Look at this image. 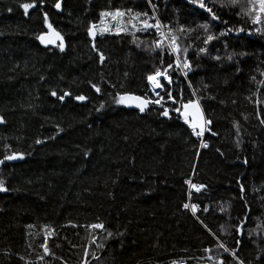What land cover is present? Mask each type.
<instances>
[{"label":"trees","instance_id":"1","mask_svg":"<svg viewBox=\"0 0 264 264\" xmlns=\"http://www.w3.org/2000/svg\"><path fill=\"white\" fill-rule=\"evenodd\" d=\"M24 2L30 0H0V159L23 154L0 167L7 189L0 191V264H167L179 258L236 264L220 243L244 264H264V103H257L264 102V22L253 24L245 15L250 0L235 6L223 0V7L216 0L220 19L207 32L200 25L208 14L187 0H152L161 22L188 48L191 71L184 69V77L170 69L169 87L174 96L182 90L185 101L197 99L211 121L205 149L178 114L170 112L169 119L159 105L141 113L114 101L118 93L157 98L146 79L161 67L151 32L129 34L125 15L120 26L129 31L117 35V22L100 16L118 8L151 16L145 0H61L60 11L46 0L43 12L63 37L64 51L41 45L43 12L25 16ZM90 23L103 64L92 50ZM105 25L111 31L101 34ZM180 26L187 31H176ZM209 34L216 38L204 45ZM171 59L164 55L163 64ZM53 90L72 96L61 102ZM81 94L84 103L73 98ZM186 181L205 187L197 192ZM184 203L199 206L196 216L207 229ZM245 213L237 249L231 225ZM97 223L104 228L90 227ZM45 236L53 255L41 261Z\"/></svg>","mask_w":264,"mask_h":264},{"label":"snow or ice","instance_id":"2","mask_svg":"<svg viewBox=\"0 0 264 264\" xmlns=\"http://www.w3.org/2000/svg\"><path fill=\"white\" fill-rule=\"evenodd\" d=\"M187 2L189 5L196 6L198 9H201L208 14L209 20L203 23L202 25H200V27H202L206 32L209 28V24L212 21H217L220 19L218 12L214 10L216 7V0H187ZM45 3H46V0H30V2L20 3L19 7L23 10L24 15L27 16L30 10L39 9L40 11L43 12V6L45 5ZM227 3L229 6H235L239 3V0H227ZM250 4L251 6L249 7L245 15H248L250 17L253 24H261L262 22H264V0H250ZM148 5L152 8L155 7V5L152 4V0H148ZM51 6L54 7L57 11H60L62 7L61 0H54V3ZM220 6L221 7L225 6L223 3V0H221ZM9 11H11V9H9ZM241 11H243V8H241ZM125 15H128L130 17V19L127 21V24L131 25V29L133 30V33H129V34L134 35V31L148 32L152 29H155V32L160 35L162 39L154 41L152 51H156L157 49H159L161 67L157 68L153 73L148 74L146 77L149 85L151 86L153 93L157 97L156 99H151L148 96H138V95L130 94V93H123V94L118 93L116 97L114 98L115 103L119 105L134 106L135 108L139 109L141 113L145 111V109L148 107L149 104L159 105L163 109L159 113L161 116L171 119L170 112H174L178 114V118H182L183 122L191 129V134L196 137H201L204 134L205 130L208 129V125L211 124V121L205 118L199 101L197 99H188L187 101H185L183 99L182 90L176 96H174L169 87L172 84V74L169 73L170 69L172 70L180 69L181 71H183L184 69H187L191 71V64L187 58L188 48H181L180 43H179V37L173 34V30L169 29L167 33L162 31V29L166 26L162 25L161 22L158 19H155L154 16H149V13L146 11L145 12H138V11L134 12L133 9L131 8L124 11L118 8L114 12L113 11H102L100 13V16L102 18L111 17L113 21L117 22L116 23V34L117 35H119L121 32L129 31L127 25H125L124 27L120 26L121 22L119 18H122ZM237 15L239 16L240 12H238ZM142 17H148V18L143 19ZM153 19L155 20V22L150 23V20H153ZM133 21H137L139 23V27H137V23H133ZM43 22H44V25L49 30V32L51 33V36L54 37V39L49 38L48 33H43V32L40 35H38L36 38L39 40V42L42 45H45V46L49 44H54L56 40H59L60 43L58 44V47L60 51H64L65 44L63 41V37L60 35L59 32H57L53 28L52 24L49 22V17H48L47 12H43ZM224 23H227V22L224 21ZM95 28H96V25L94 23H90V26L87 28V34L89 37L93 38V42L91 45L92 50L96 52L99 62L103 64L106 57L104 53L96 47V44L94 42V39L96 36V32L94 30ZM109 31H111V29L107 25H105L104 27L100 29L101 34L105 32H109ZM176 31L183 32V31H187V29H185L183 26H180L178 29H176ZM228 31H232V29H228ZM236 31L242 32L244 31V29L239 28V29H236ZM255 31L261 32V29L256 28ZM224 34L226 33H221V35H224ZM215 38L216 37L209 34L207 35L206 39L203 40V44L208 45L209 42ZM165 39H167L168 41L166 48L164 46ZM139 46L140 45L137 44V47ZM206 51H207L206 47L199 48L200 53H205ZM182 53L184 54L183 57L181 55ZM164 55H167L170 58H173L171 59V62H169L166 66L163 64ZM214 59L219 60L220 57L217 56V57H214ZM228 59H231V56H229ZM237 71H239V69H237ZM184 75L186 77L187 72H184ZM261 75H264V72H262ZM41 79H43V77H41ZM252 79H255V77H253ZM89 83L91 84V87L95 89L97 93L100 92L101 89L97 84H94L91 82ZM259 83L264 85V80H261ZM189 87H191V82H189ZM157 90L164 91L165 95H161L160 92ZM50 95L53 97H56L61 102L65 100V97L72 96V94L68 91H64L61 95L58 96L55 90L51 91ZM165 96H166V99H165ZM193 96H195V92H193ZM73 98L76 101H81V102L88 99L83 94L76 95ZM167 101H171V105H172L171 109H169L168 107H165V103ZM233 103H235V101H233ZM257 103H264V102L257 101ZM102 107L103 105H101V108ZM258 115H259V110H258ZM0 123H4L3 117H0ZM261 123L264 124V119L261 120ZM212 134L216 135V133L214 132ZM35 142L37 144L42 143V141L39 139H37ZM8 147L10 146L5 145V148H8ZM201 147L207 148L208 145L206 143L201 142ZM85 155H87V152L85 153ZM18 158L22 159L23 154L13 152L10 155H4L3 159H0V164H3L5 161H12ZM185 183H188L190 188L195 189L197 192H199L201 188L205 187L202 184H194V183H190L189 181H186ZM241 190H243V186H241ZM0 191H7V189L4 187L3 180H0ZM190 196H191V193H189V197ZM182 206L186 210L190 209L191 213L193 214L194 217H196L197 221L205 229H207V225H205L204 222L200 220L198 216H196V213L199 207L197 204L184 203ZM203 211L208 212L209 211L208 207L205 206L203 208ZM221 211H223V209H221ZM246 221H247V213H245V217L243 219L239 220L235 225H231V229L237 237L235 239V244H236L237 249L239 248V245L241 242L238 237L244 234L243 226L246 223ZM28 227H32V226L29 225ZM90 227L94 229H103L104 225L101 223H97V224L91 225ZM208 231L210 232L211 230L208 229ZM225 231H227V229H225ZM254 231L256 230L253 229L252 231L248 233V235L251 236L252 232ZM111 235L112 234L109 233V236ZM40 247L43 249V255L38 257L39 260L43 261L45 256L53 255V253H51V250L47 246V236H45V242L42 243ZM98 247L102 248L103 244L98 245ZM218 247L222 249L224 253H230L233 259L236 261V264H244V261L240 260L239 257L236 256L235 250L229 249L224 243H220ZM204 251L210 252L211 249L205 248ZM85 254L87 255V251ZM21 259L23 258L21 257ZM208 259H212V257L209 256ZM260 259H261L260 256L256 257V260L258 262L260 261ZM85 264H87L86 261H85ZM172 264H177V262L173 261ZM218 264H225V262L223 259H219Z\"/></svg>","mask_w":264,"mask_h":264},{"label":"built area","instance_id":"3","mask_svg":"<svg viewBox=\"0 0 264 264\" xmlns=\"http://www.w3.org/2000/svg\"><path fill=\"white\" fill-rule=\"evenodd\" d=\"M145 2H146L147 5H148V0H145ZM152 4H153V3H152ZM153 5H154V4H153ZM148 7H149V11H150L151 16H154L155 19H158V20L161 22V20L159 19L158 15H157V13H156L155 7L152 8V7H150L149 5H148ZM154 22H155V20L153 19L151 23H154ZM161 24L164 25L162 22H161ZM164 26H165V25H164ZM169 29H171V28L168 27V26H166V27H164V28L162 29V31H164L165 33H167V32L169 31ZM150 32H151V34H152V36H153V38H154V41L159 40V39H162V38L160 37V35H159L158 33L155 32V29L150 30ZM167 43H168V41H167V39H165V40H164V46H165V47H167ZM178 70H179V71L181 72V74L185 77V75H184V72H185V71H184V70L181 71L180 69H178ZM186 126H187V125H186ZM187 127H188V126H187ZM208 127H209V125H208ZM188 128H189V127H188ZM189 132L191 133V129H190V128H189ZM193 136H194V135H193ZM194 137H195V139L199 142L200 146H201V142L207 144V142H206L205 139H204V134H203L201 137H196V136H194ZM198 210H199V208H198ZM198 210H197V211H198ZM173 261H176L177 264H193L190 260H188V259H183V258L169 260V261L167 262V264H172ZM210 264H218V263H215V262L212 263V262H211Z\"/></svg>","mask_w":264,"mask_h":264},{"label":"bare ground","instance_id":"4","mask_svg":"<svg viewBox=\"0 0 264 264\" xmlns=\"http://www.w3.org/2000/svg\"><path fill=\"white\" fill-rule=\"evenodd\" d=\"M151 90V94L154 96V97H156L155 96V94L153 93V91H152V89H150ZM157 91H159L160 93L162 92V90H157ZM181 121H182V124L187 128V130H188V132H189V128L186 126V124L183 122V119H181ZM210 126V125H209ZM208 129H209V127H208ZM208 129H206L205 130V132H204V139H205V141H206V135H207V133H208ZM189 134L193 137V139L195 140V141H197L196 139H195V137L189 132ZM198 142V141H197ZM199 143V142H198ZM199 146H200V144H199ZM200 149H205V148H203V147H201L200 146Z\"/></svg>","mask_w":264,"mask_h":264},{"label":"water","instance_id":"5","mask_svg":"<svg viewBox=\"0 0 264 264\" xmlns=\"http://www.w3.org/2000/svg\"><path fill=\"white\" fill-rule=\"evenodd\" d=\"M46 33H48L49 38L54 39V37L51 36V33L49 32V30L47 29V27H46ZM59 43H60V41H59V40H56L54 44H49V45H47V46L43 45V46H45V47H49V46L58 45ZM41 45H42V44H41ZM148 85H149V83H148ZM149 87H151V86L149 85ZM77 102H79V103H84L85 101H82V102H81V101H77ZM1 166H2V164H0V167H1Z\"/></svg>","mask_w":264,"mask_h":264},{"label":"rangeland","instance_id":"6","mask_svg":"<svg viewBox=\"0 0 264 264\" xmlns=\"http://www.w3.org/2000/svg\"><path fill=\"white\" fill-rule=\"evenodd\" d=\"M150 89H151V87H150Z\"/></svg>","mask_w":264,"mask_h":264}]
</instances>
